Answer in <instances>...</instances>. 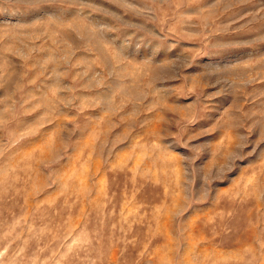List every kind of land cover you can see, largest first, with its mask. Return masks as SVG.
<instances>
[{
    "label": "rangeland",
    "instance_id": "rangeland-1",
    "mask_svg": "<svg viewBox=\"0 0 264 264\" xmlns=\"http://www.w3.org/2000/svg\"><path fill=\"white\" fill-rule=\"evenodd\" d=\"M0 264H264V0H0Z\"/></svg>",
    "mask_w": 264,
    "mask_h": 264
}]
</instances>
